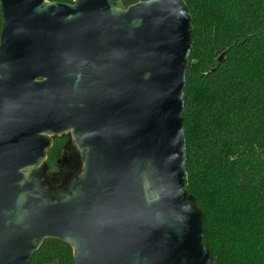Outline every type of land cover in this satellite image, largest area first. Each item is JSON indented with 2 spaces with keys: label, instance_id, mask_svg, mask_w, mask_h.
<instances>
[{
  "label": "water",
  "instance_id": "obj_1",
  "mask_svg": "<svg viewBox=\"0 0 264 264\" xmlns=\"http://www.w3.org/2000/svg\"><path fill=\"white\" fill-rule=\"evenodd\" d=\"M123 1L0 0V264L48 239L75 264H212L187 191L190 8ZM68 133L80 166L52 190L49 136Z\"/></svg>",
  "mask_w": 264,
  "mask_h": 264
},
{
  "label": "trees",
  "instance_id": "obj_2",
  "mask_svg": "<svg viewBox=\"0 0 264 264\" xmlns=\"http://www.w3.org/2000/svg\"><path fill=\"white\" fill-rule=\"evenodd\" d=\"M185 1L194 27L187 191L202 209L212 264H264V0ZM48 152L50 172L56 143ZM29 264H75L74 252L48 239Z\"/></svg>",
  "mask_w": 264,
  "mask_h": 264
},
{
  "label": "rangeland",
  "instance_id": "obj_3",
  "mask_svg": "<svg viewBox=\"0 0 264 264\" xmlns=\"http://www.w3.org/2000/svg\"><path fill=\"white\" fill-rule=\"evenodd\" d=\"M137 2L138 0H125L122 2V7L126 10ZM49 137L52 139V146L56 143L57 155L54 153L52 154L55 159L54 165L50 172L48 168H50L51 165L47 166L48 160L43 165V177L48 188H51L52 190H57L60 189L61 186H63V183L65 182L66 178H69L74 173H77L78 168L80 166V160L75 149L72 147V136L70 133L64 134L62 136L50 135ZM29 173L30 172H28L27 175H29Z\"/></svg>",
  "mask_w": 264,
  "mask_h": 264
},
{
  "label": "flooded vegetation",
  "instance_id": "obj_4",
  "mask_svg": "<svg viewBox=\"0 0 264 264\" xmlns=\"http://www.w3.org/2000/svg\"><path fill=\"white\" fill-rule=\"evenodd\" d=\"M47 4H63V5H70L73 6L75 3V0H46ZM1 8V5H0ZM2 11V9H1ZM2 26H3V13H2ZM2 30V28H1ZM1 34V33H0Z\"/></svg>",
  "mask_w": 264,
  "mask_h": 264
},
{
  "label": "bare ground",
  "instance_id": "obj_5",
  "mask_svg": "<svg viewBox=\"0 0 264 264\" xmlns=\"http://www.w3.org/2000/svg\"><path fill=\"white\" fill-rule=\"evenodd\" d=\"M117 6H118V8H119V3H117ZM25 176H26V178H27V176H28L27 173L25 174Z\"/></svg>",
  "mask_w": 264,
  "mask_h": 264
}]
</instances>
